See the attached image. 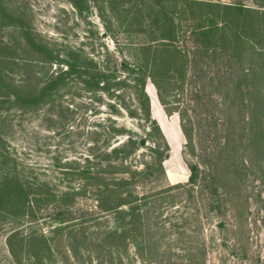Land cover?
<instances>
[{"label":"rangeland","instance_id":"obj_1","mask_svg":"<svg viewBox=\"0 0 264 264\" xmlns=\"http://www.w3.org/2000/svg\"><path fill=\"white\" fill-rule=\"evenodd\" d=\"M70 1L0 0V42L11 47H19L21 41L28 42L13 25L27 26L34 31L35 44L44 42L50 50L63 55L71 49L79 51L80 55L90 54L102 67L110 71L118 70L119 79H126V84H132L128 74L118 68L116 63L123 59L133 63L137 53L135 46L155 47L159 45L162 35L174 37L176 34L175 45L185 56V63L172 62L168 67L169 79L162 86L165 105L160 102L153 84L148 83L146 89L151 100L153 119L159 123L166 138L170 136L172 140L171 143L167 138L168 143H171V151L165 162L169 181L158 180L157 176L154 180L157 179L160 185H185L191 174L190 165H198L202 174L217 171L222 177L221 183L231 190L235 198L223 209L224 213L218 215L210 211L211 203L202 196L200 189H195L196 192L192 193L194 197L190 199L187 193L189 189L184 188L177 192L182 195L171 199L170 204L162 198L158 209L164 216L172 215L179 219L185 211V217L189 218V229L196 231L202 240L216 234L218 242L222 244V238L232 237V234H219L217 226L222 220L229 222L228 210L234 205L241 214L238 223L242 229L236 237L242 239L241 246L247 249L249 259L246 260L240 251H234L232 242H226L209 254L208 264H264V56H258L257 59L233 57L234 44L223 37L230 36L228 29L232 23L242 25L243 22L258 20L259 28L246 35L254 39L257 49H264V17L257 16L258 13L239 14L234 8L244 6L264 11V0H210L233 6L230 9L204 4L191 8L184 3L185 0H122L115 16L109 5L105 4L109 0H88V4L81 2L82 14ZM224 19L230 27H225ZM19 48L20 52H12L16 58L37 60L43 57L31 47L26 51ZM154 53L156 57H161L160 53ZM138 55L141 60L145 59L144 53ZM107 60L111 63L106 64ZM159 60L162 65L165 64L163 58ZM20 65L16 66L13 61H5L0 65V80L6 81L0 87V97L3 96L5 101L0 106V114L14 119L15 136L10 138V134L9 147L14 155H18L24 164L22 166L45 172L50 157L62 153V160L69 161L84 153L87 149L86 138H72L75 140L72 146L68 139L61 141V136L54 135L62 127L58 116L56 118L54 115L53 118L46 111L37 116L31 112L24 115V112L15 108L12 96L15 82L32 77L33 70L42 71L35 64L25 69L22 63ZM55 65H48L44 73L58 72L59 65ZM128 87L125 84L115 86L110 90L111 95L107 93L103 96L102 93L86 92L79 86L80 89H75V97L66 95L64 101L74 105L84 103L88 108L84 114L74 115L69 125L76 127L84 115L90 121L112 117L117 119L116 123L120 126L136 131L143 128L146 126L144 122L130 120L123 111L122 114H114L108 106L109 103L119 104L123 100L129 107L133 105L132 98H136L137 93ZM118 94L121 98L117 97ZM227 95L230 99L225 104L224 97ZM182 122L195 142L193 150L187 146L188 141L181 129ZM86 125L90 127L92 122ZM228 126L231 127L229 132L226 130ZM228 135L230 144L226 147ZM140 154L144 157L135 158L137 166L148 161L145 150H141ZM151 186L153 184H147L144 191ZM225 189L220 188L219 193L223 195ZM223 203L221 201V205ZM89 208H92V203ZM9 211L3 208L0 212V264H30L20 247L17 250L19 257H12L8 236L18 230L24 235L38 233L49 237L55 223L49 220V211L40 208L33 223L26 221L18 225L17 220L8 215ZM176 222L182 223V220ZM97 223H101L102 228L112 226L105 221ZM97 223L93 224L95 229ZM53 246L57 257L54 263L78 264L69 253L63 256L59 254V251L62 254L66 251L61 240ZM130 251L133 253L131 247ZM216 257H222L221 262ZM86 264H98V261H86Z\"/></svg>","mask_w":264,"mask_h":264},{"label":"trees","instance_id":"obj_2","mask_svg":"<svg viewBox=\"0 0 264 264\" xmlns=\"http://www.w3.org/2000/svg\"><path fill=\"white\" fill-rule=\"evenodd\" d=\"M121 1H105L113 16L117 6L120 8ZM81 2L89 3L88 0L70 1L80 14L83 12ZM184 3L191 8L201 4L224 9L233 7L210 0H185ZM234 8H237L239 14L258 13L257 16L264 17L263 10L244 6ZM227 23L224 19L226 28L230 27ZM237 23H232V27L228 29L230 36H223L234 44L233 57H263L264 49H257L254 39L246 35L247 32L250 34L259 28V21L243 22L242 25ZM13 26L28 41H21L19 47L23 48V51L31 47L43 56L37 60L16 58L12 52H20V48L0 42V65L5 61H13L16 66H21L22 63L23 69L33 67V64L42 69L40 72L33 70L32 77H24L18 83L15 82L13 105L21 113L24 112V115L31 112L37 116L46 111L53 118L54 115L56 118L58 116L62 127L55 131L54 135L61 136V141L68 139L72 146L75 142L72 138L85 137L87 149L69 161L62 160V153L50 157L45 172H36L32 166L26 168L9 147L8 139L15 136L14 119L9 115L0 114V212L3 208H8V215L17 220L19 225L26 221L33 223L32 220L37 219V209L42 208L49 211L48 218L55 223L51 227L49 237L38 233L24 235L18 230L12 231L7 238L12 257H19L17 250L20 247L25 260L30 264H57L54 263L57 257L53 245L61 240L67 253L65 251L62 254L59 251V254L63 256L69 253L72 260L78 264L95 260L98 264H208L209 254L226 242H232L231 248L240 251L246 260L249 259L247 249L241 246L242 239L236 237L242 229L238 223L241 214L234 205L228 210L229 222L222 220L217 226L219 234H232V237H223L222 244L218 242L216 234L202 240L196 231L189 229V218L185 217V211L181 213L182 223H179L176 222L180 220L178 217L164 216L158 209L162 198L167 199L169 203L171 199L182 195L177 192L184 188L189 189L187 193L190 199L194 197L192 193L196 192L195 189H200L202 196L207 197L211 203L210 211L218 215L224 213L223 209L235 198L231 190L221 183L222 177L217 171L202 174L198 165H190L191 174L185 185H160L157 179L154 180L156 176L158 180H168L165 162L171 147L159 124L152 117L151 100L146 89L148 83L153 84L160 102L165 105L162 86H165L169 79L168 67L172 62L181 65L185 63V56L175 45L176 34L174 37L162 35L159 45L155 47L135 46L137 53L133 63L125 59L118 61L117 67L126 72L132 81V84H126V79H119L118 70L105 69L90 54L80 55L79 51L72 49L68 50L66 55L57 53L50 50L44 42L35 44L34 31L29 27L15 24ZM153 51L160 53L161 57H156L155 53L153 55ZM140 53H144V60L140 59ZM160 58L164 59L165 64L162 65ZM108 63L111 62L107 60L106 64ZM55 64L59 65L58 72L44 73L48 65ZM245 71L247 69L244 70L246 74ZM30 81L33 83L28 84ZM4 82L6 81L0 80V87L5 85ZM123 84L137 93L136 98H132L134 104L129 107L123 100L122 103L113 102L108 106L114 114L119 115L123 111L130 120L144 122L146 126L136 131L120 126L116 123L117 119L112 117L90 121L89 117L84 115L76 127L69 125L71 118L76 114H84L88 105L66 102V95H72L74 98L75 89L79 86L86 92L111 95L112 88ZM117 97L121 98V95L118 94ZM3 98L0 97V106L5 103ZM224 99L226 104L230 96L227 95ZM90 122L92 125L89 127L86 123ZM181 129L188 141L187 146H190L191 150L195 149V142L183 122ZM226 130L231 131V127L228 126ZM229 144L228 135L226 147ZM141 150L148 154V161L137 166L138 161L135 158L144 157L140 154ZM149 183L153 186L145 192V186ZM223 187L226 189L222 195L219 190ZM221 201L224 202L222 205ZM90 203L92 208H89ZM101 221L111 223L112 226L102 228L101 223H97ZM96 223L95 229L93 224ZM222 257L216 258L221 262Z\"/></svg>","mask_w":264,"mask_h":264},{"label":"bare ground","instance_id":"obj_3","mask_svg":"<svg viewBox=\"0 0 264 264\" xmlns=\"http://www.w3.org/2000/svg\"><path fill=\"white\" fill-rule=\"evenodd\" d=\"M163 125V124H162ZM164 127V126H163ZM166 134H167V132H166ZM168 138L170 139V142L172 143V140H171V137L170 136H168ZM174 142V141H173ZM171 174V173H170Z\"/></svg>","mask_w":264,"mask_h":264},{"label":"water","instance_id":"obj_4","mask_svg":"<svg viewBox=\"0 0 264 264\" xmlns=\"http://www.w3.org/2000/svg\"><path fill=\"white\" fill-rule=\"evenodd\" d=\"M159 124V123H158ZM163 132V131H162ZM142 143L144 144L145 142L144 141H142Z\"/></svg>","mask_w":264,"mask_h":264},{"label":"crops","instance_id":"obj_5","mask_svg":"<svg viewBox=\"0 0 264 264\" xmlns=\"http://www.w3.org/2000/svg\"><path fill=\"white\" fill-rule=\"evenodd\" d=\"M168 138V137H167ZM169 144H171V143H169Z\"/></svg>","mask_w":264,"mask_h":264}]
</instances>
